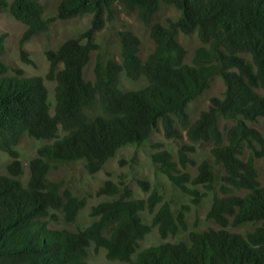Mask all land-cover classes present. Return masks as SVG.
Returning a JSON list of instances; mask_svg holds the SVG:
<instances>
[{
  "label": "trees",
  "instance_id": "1",
  "mask_svg": "<svg viewBox=\"0 0 264 264\" xmlns=\"http://www.w3.org/2000/svg\"><path fill=\"white\" fill-rule=\"evenodd\" d=\"M160 2L173 6L179 15L165 25H150L154 46L146 57L138 54L139 39L130 30H119L120 62L97 53L94 77L85 80L83 68L98 47L93 33L113 19V5L135 9L139 20L148 24ZM0 12L24 24L20 44L45 32L55 20L91 15L90 26L78 37L45 52L44 77H23L21 69L8 75L10 67L1 59L6 35L0 33V151L10 157L8 175H0V264H84L90 245L104 249L107 259L126 264H264V186L258 183L254 167V160L264 156V135L247 125L260 118L264 129V0H59L55 16L49 18L42 17L38 0H0ZM178 31H195L208 44L195 51L191 64L183 62L185 49L175 38ZM20 58L32 64L23 50ZM121 72L133 81L144 77L147 84L123 91ZM214 75L224 83L222 95L212 97L207 109L189 123L188 103L209 87ZM44 80L54 82L52 113ZM96 106L100 114L90 117ZM219 117L232 121L224 135ZM176 125L189 141L212 143L213 161L223 168L221 195L213 194L207 212L218 229L190 232L188 244L165 242L135 253L137 241L151 227L165 237L174 234L178 225L184 228L182 217L173 218L169 205L162 202L151 223H143L139 212H153L160 196L151 192L145 200L133 199L126 188L121 192L111 182L97 193L119 196L93 206L94 219L88 225L76 231L48 225L55 218L53 210L73 221L84 203L74 196L63 197L60 183L45 179L50 164L83 159L92 174L119 147L140 145L156 130L161 129L165 138H182ZM59 130L64 134L58 135ZM23 134L52 139L29 160L26 185L14 178L21 170L14 146ZM243 143L249 150L245 160L239 158ZM190 151L191 146L181 145L177 163L164 149L154 152L151 160L175 187L197 197L186 183L212 189L215 171L202 161L193 178L179 172L178 165L183 168L190 162ZM232 188L246 192L235 195ZM229 221L235 226L260 225L241 234L225 229Z\"/></svg>",
  "mask_w": 264,
  "mask_h": 264
},
{
  "label": "rangeland",
  "instance_id": "2",
  "mask_svg": "<svg viewBox=\"0 0 264 264\" xmlns=\"http://www.w3.org/2000/svg\"><path fill=\"white\" fill-rule=\"evenodd\" d=\"M9 1V0H8ZM42 6V17L49 18L56 14V7L59 0H38ZM113 19L106 21L104 26L93 33V42L98 47L90 52L88 63L83 68V77L85 80H92L94 77L93 66L95 56L100 53L104 58L120 62V44L116 32L119 30H130L139 39V56L144 59L153 49L154 42L149 36V27L153 23L166 24L168 19H176L179 15L177 9L163 2L152 16L148 24L139 20L135 9L127 8L121 4L113 5ZM90 14H83L71 19L55 20L45 32L34 35L29 40L20 44L19 40L25 26L14 19L8 12H0V33H5L4 51L1 56L2 61L10 67L7 74L14 75L12 69H21L23 77L40 76L44 77L48 70V61L45 52L49 49H56L62 42L68 38L78 37L90 26ZM177 42L185 49L183 62L191 64V59L195 51L200 48H206L208 44L202 43L196 32L183 34L180 31L175 36ZM27 53V57L32 60V64L25 63L20 58V51ZM247 60H250L246 54H241ZM60 67V66H59ZM47 89V99L50 104V113L54 104L53 87L54 82L44 80ZM147 81L144 77L138 80H130L123 72L119 75V88L123 91L137 90L144 87ZM224 83L219 75H214L210 80L209 87L201 94L197 95L187 105L189 123L196 119L199 114L206 110L212 97H220L224 91ZM100 114L96 106L89 116ZM232 124V121L218 118V126L222 134ZM247 125L259 131L264 135L261 119L247 122ZM182 134L180 139L165 138L161 129L154 131L151 136L140 145L127 144L119 147L114 155L109 158L102 168L92 174H89L84 167V160H75L71 162L50 164L45 174L47 181L60 183V194L74 196L83 200V206L78 210L73 221H67L61 210H53L55 218H50L48 225L55 229H68L76 231L88 225L94 217L90 215L93 206L101 201L115 199L119 194H98L97 191L105 182H111L123 191L126 188L130 192V198L145 200L151 192L160 196V201L155 205L153 212L143 210L139 212L140 220L143 223L150 224L154 212L162 202L169 205L173 218L181 215V221L184 228L178 225L174 234H168L161 237L157 227H151L150 231L139 241L135 248V253L139 250L158 245L165 242H184L189 243L190 232H201L209 229H218L220 226L215 220L207 217V212L212 203L213 194L221 195L220 186L223 168L215 165L210 153L212 143L210 142H192L185 136V130L176 125ZM64 132L58 131V135ZM50 140H37L23 134L14 149L18 152L20 162V173L14 178L18 179L22 185H26L28 180V162L36 156L37 148ZM181 145H189L192 151L187 152L190 162L185 167L177 166L179 172H183L193 178L197 174V165L202 161L208 162L214 167L215 181L211 189L204 184L186 183V187L197 191V197L190 193L182 192L166 177L156 169V165L151 160V155L161 149L168 151L172 160L178 162V149ZM249 150L243 143L239 158L245 160ZM10 157L3 151H0V175H8L7 164ZM257 181L264 186V156L254 160ZM138 180L143 182L142 185ZM244 189L232 188L235 195H243ZM197 200V201H195ZM230 220V219H229ZM177 224V223H176ZM260 222H246L241 225H232L230 221L225 227L231 232L246 234L259 226ZM135 253L132 255L134 257ZM84 264H126L118 260H109L105 257L104 249H95L90 245L83 257Z\"/></svg>",
  "mask_w": 264,
  "mask_h": 264
}]
</instances>
